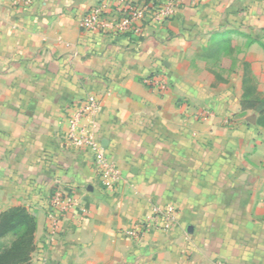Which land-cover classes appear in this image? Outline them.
Here are the masks:
<instances>
[{"label":"crops","instance_id":"obj_1","mask_svg":"<svg viewBox=\"0 0 264 264\" xmlns=\"http://www.w3.org/2000/svg\"><path fill=\"white\" fill-rule=\"evenodd\" d=\"M98 1L0 0V213L35 216L30 264H264V126L242 104L264 95V0H179L145 37L115 38L80 26ZM156 73L165 91L144 82ZM89 93L102 105L82 123L123 171L111 190L67 139ZM63 188L77 203L53 235ZM165 205L171 228L126 235Z\"/></svg>","mask_w":264,"mask_h":264},{"label":"built area","instance_id":"obj_2","mask_svg":"<svg viewBox=\"0 0 264 264\" xmlns=\"http://www.w3.org/2000/svg\"><path fill=\"white\" fill-rule=\"evenodd\" d=\"M179 0H99L82 17V30L115 38L120 35L128 37H145L148 28L161 25L176 12ZM144 82L161 91L168 84L162 73H156L144 79ZM83 105L69 119L68 141L78 148H89L94 152V162L97 166V183L105 190L113 189L123 180V171L119 164L109 155L94 136L93 124L82 123L83 118L95 114L102 105L98 94L89 93L82 100ZM77 203L73 191L63 188L55 190L47 199L45 209L50 226V233L60 234L65 227L63 221ZM176 209L173 205L152 206L151 212L143 219L132 222L126 230L131 238H142L153 230L169 229L176 222Z\"/></svg>","mask_w":264,"mask_h":264},{"label":"trees","instance_id":"obj_3","mask_svg":"<svg viewBox=\"0 0 264 264\" xmlns=\"http://www.w3.org/2000/svg\"><path fill=\"white\" fill-rule=\"evenodd\" d=\"M251 93V92H250ZM249 95V92H248ZM244 107L255 108L258 123L264 126V95L256 94L242 101ZM37 220L24 206H13L0 213V238L13 239L0 251V264H30L34 251Z\"/></svg>","mask_w":264,"mask_h":264},{"label":"water","instance_id":"obj_4","mask_svg":"<svg viewBox=\"0 0 264 264\" xmlns=\"http://www.w3.org/2000/svg\"><path fill=\"white\" fill-rule=\"evenodd\" d=\"M249 120H250L251 122H253V123L256 122V116H251V117L249 118ZM192 229H193L192 226H189V227H188V231H189V232H192Z\"/></svg>","mask_w":264,"mask_h":264}]
</instances>
